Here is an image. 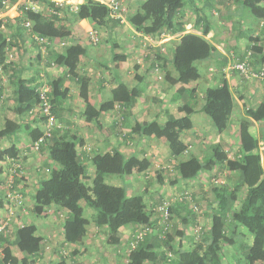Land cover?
I'll return each instance as SVG.
<instances>
[{"label": "trees", "instance_id": "16d2710c", "mask_svg": "<svg viewBox=\"0 0 264 264\" xmlns=\"http://www.w3.org/2000/svg\"><path fill=\"white\" fill-rule=\"evenodd\" d=\"M5 1L0 0V11L4 10ZM42 1L45 2V0ZM198 2L204 3L203 7H199ZM215 2L220 6L221 18L219 20L227 16L225 7L228 2L239 3L238 0H143L137 11L127 17V23L137 33L144 36L157 38L164 32L176 35L185 31V24L181 21L179 13L184 8L191 7L196 15L195 27L201 28L202 35L207 36L214 28L211 13L215 11ZM46 5L48 8L54 7L51 4ZM240 8L246 10L254 19L264 23V0H241L237 5L238 13ZM230 9V13H235L232 6ZM27 14L32 20L33 26L28 31L23 25V18L18 17L15 20L20 27L18 32L20 34H23V31L28 32L33 39L32 44L36 49H39V52L42 46L36 40V36L48 39L50 42L49 45L47 44L48 48L55 40H72L71 28L63 20L67 19V16L73 17L74 20H87L95 27L106 30L108 24L118 26L121 23L120 20L111 18L108 7L98 0H86L77 13L69 14L66 10L64 11L65 16H60L57 13L44 15L27 12ZM69 19L71 18L69 17ZM4 23L3 20H0V50L7 48L10 42L2 30ZM203 36L193 33L185 34L174 46L172 66L176 77L171 76L170 72L166 74V80L171 86H189L201 80L197 64L211 60L214 55L212 44ZM260 41V37L251 36L247 50V53L252 52L253 58L249 60L251 66L258 71L264 70V46H258ZM87 51L84 45L72 40L61 52H49L48 58L49 65L64 67L68 77L76 80L80 85V95L86 104L84 111L86 119L98 121L102 113L111 111L117 103L126 109H131L140 94L138 89L130 88L124 83H120L117 88L113 89L111 100L105 102L100 109H96L89 102L90 78L78 73L81 58L88 54ZM155 52L156 59L152 66L160 68L162 66L161 48ZM246 57L247 54L243 58L235 56L233 61L235 63L244 62ZM124 58V56L116 55L115 60ZM158 62L159 64H156ZM22 74L23 72L18 70V73L16 72L12 76L15 78L11 83L16 106L11 114L6 113L4 126L0 128V163L7 160L10 163L8 165L10 171L13 169L14 160L21 161L20 154L15 145L5 149L2 147V142L17 137L24 131L32 147L43 134L41 124L34 128L24 126L23 116L38 105L40 86L36 79L31 82V80L22 77ZM49 95L55 113L58 99L53 94ZM234 107L235 100L230 85L227 80L223 79L220 84L206 89L200 112L212 121L217 133L223 134L229 129ZM180 112H184V116L177 118L176 113ZM195 112L196 110L190 104L180 108L176 113L166 111L167 120L165 122L160 119H154L144 124L136 122L131 128V134H137L142 138H155L168 144L177 143L178 151H180L182 146L179 140L185 131L193 128L192 115ZM246 115L255 121H264V100L258 107L248 109ZM41 121L42 118L39 116V120H36L35 124ZM190 146L192 147L191 144ZM189 147L184 145L181 150L184 156L182 161L174 164L172 168L163 167L164 172H175V182L187 183L198 178L202 172L214 170L232 172L237 176V182L233 188L226 182L212 188L214 201L210 202L212 214L206 237L192 249L179 248L173 259L171 252L158 251L162 244L170 246L171 239L168 231L164 235L165 237H162L164 226L159 224L158 216L154 217L158 213L157 207L149 206L145 195H129L125 187L109 185L99 179L90 181L88 165L79 155L76 142L68 131L62 132L57 127L51 138L41 147L42 151L49 152L53 167L50 166L49 174L42 179L40 185L48 197L57 201L58 209L68 213L63 222L64 242L66 244L83 242L88 236V228L91 225L97 228H106L110 235L134 227L133 238L128 241L133 251L130 250V264H156L159 261H162L163 264H233V262L264 264V164L261 155L256 152L258 140L250 131V121L246 119L241 124V151L233 159L229 158L228 154L222 151L219 146H211L209 155L202 160L190 154V151L186 154ZM178 154L179 152H174L172 157L178 156ZM91 163L98 173L122 177L134 174L136 169L140 171L144 166L146 168L150 161L140 160L137 156L127 157L126 154L115 150L112 153L95 155L91 159ZM18 177L19 174L11 189L13 191L19 184ZM2 184L7 186L6 182H2ZM8 191L10 190L8 189ZM242 191L245 192V195L239 198ZM6 199H8L6 196L0 195V209L5 206ZM187 203L189 200L183 197L181 202H175L177 209L175 205L169 204V220L172 213L179 214L178 206H180L187 212L185 216L179 215L182 217L183 226L187 227L190 220L188 213L192 210L185 206ZM237 204L239 205L237 206ZM86 208L93 210L88 218L85 217ZM38 211L40 210L38 209ZM159 215L161 216L160 212ZM146 226L152 228L153 232L146 234L143 240H136L135 235L144 230ZM1 227L2 219L0 218ZM238 229L247 230L251 235L250 244L239 239ZM184 230L182 228L179 233L184 235ZM152 234L159 243L151 242L149 238L152 237ZM237 243L239 255L232 263L226 262L222 258L224 247L234 246ZM44 246V239L38 234V228L34 224L18 226L16 229L5 228L0 232V248L5 250L0 263L38 264V261L43 257ZM12 247L17 249L19 257L12 255ZM57 264L75 263H69L62 257Z\"/></svg>", "mask_w": 264, "mask_h": 264}, {"label": "crops", "instance_id": "0c3cea01", "mask_svg": "<svg viewBox=\"0 0 264 264\" xmlns=\"http://www.w3.org/2000/svg\"><path fill=\"white\" fill-rule=\"evenodd\" d=\"M82 2H84V0H82ZM238 2L240 3L241 0H238ZM239 3L234 2L231 4L228 2L225 7L227 12L226 15H229V9L232 6L235 13L239 15V19H235V21L228 17H225L224 19L222 18L221 20L217 19L213 22V24L216 25L207 36L202 35L201 28H196L195 24L192 25L193 23H191L190 19L195 18L196 20V15L193 9L191 7L184 8L181 13H179V17L182 18L181 21L185 24V31L176 35L164 32L156 38V40L158 39V47H162V66L160 65V68H157L154 65L152 66L154 61L151 62L150 66L146 65V63L142 61V57L133 51L132 47H130V38L132 35L128 36V34H125V36L124 34H121L122 32L118 29L117 25L116 27L108 24L107 31L111 33L114 39L113 42L108 41V47H110L108 62L97 57L93 58L94 60L97 59V61L88 59L90 63H88V61L85 62V57L88 58L89 56L87 51L88 54L81 58L78 66V73L90 78L89 102L96 109H100L105 102L111 100L113 89L117 88L120 83H124L130 88L138 89L140 95L131 109H126L124 106L117 103L114 106V109L102 113L98 121H88L84 116L86 104L80 95V85L76 80L68 77L67 70L64 67L49 65V52H61L64 47L70 44V41H53L48 52H44L42 49L40 50L41 53H43L41 56V54L38 53L39 49H36L32 44L33 39L31 35L25 31H23V34L18 32L20 27L15 21H13L19 17L17 11L12 13L14 18L10 21L11 26L13 22L14 28L7 26L4 32L10 42L8 43L7 48L0 50V54L2 53L0 55L1 57L6 53V49H11V53L15 56L14 60L15 63H17V66L16 64L10 66V75L6 71L2 74L7 76L8 80H6L11 89L13 88L11 82L12 80H15L12 76L14 73H18V70L23 72L22 77L26 80H31V82H34L36 79L37 83L40 82L42 83L41 85L46 86L48 81L53 82L54 80L56 81L54 84H57L58 87L62 88L64 86L65 90H59L57 86V90H55L57 93L55 96L58 99L55 112L57 125L62 132L68 131L72 139L76 142L79 155L83 158L85 164L88 165V178H90V181L93 180L92 176L98 178V172L91 163V159L97 154L112 153L115 150H119L126 154L127 157L137 156L140 160H149L150 164H148L146 168L155 170V165L151 159L157 161L158 158H171L174 152L178 153L177 143L168 144L163 141H158L155 138H142L137 134H131V128L136 122L144 124L154 119H160L165 122L167 120L166 111L176 113L177 110L180 108L182 109L189 104L196 110L192 115L193 128L184 132L179 141H184V139H186L185 141L191 143L192 148H197L199 145V136L202 133H210L212 139L210 146H219L222 151H225L228 154L229 158L233 159L241 151V124L243 120L247 119L250 121V131L252 135L258 140V149L256 152L261 155L264 164V121H255L246 115L248 109L258 107L264 100V83L263 85H259L257 82L246 81L239 73L231 70V63L234 60L233 58L237 55L242 57L239 51H242L243 49L247 50L249 45L247 43L250 42L251 36L259 35L261 41L258 43V46H264V23L254 19L246 10H243V8H240V12L238 13L237 5ZM198 4L199 7H203L204 3L198 2ZM69 17L71 18V16H67V18ZM75 24L76 25L71 29V39L81 45L85 44L84 46L86 48L92 45L88 42L87 35L89 29L92 28L93 25L87 20H79ZM127 26L131 29L132 33L140 34L137 33L128 23ZM9 27L11 31H8ZM189 33L203 36L213 46V58L209 61L198 63L203 68H206V74L204 76L201 74V80L192 83L189 86L173 87L169 84L166 86V90H154L155 88H153V84L158 81V74L156 71L163 70L165 75L167 72H170L171 76L176 77V72L172 66L174 46L179 41L180 37ZM158 47H156L155 51ZM116 55L120 57L124 56L125 58L115 60ZM243 55L245 56V54ZM35 57H37L38 63ZM42 59L46 62V72H43V70L35 71L34 68L37 64H42ZM134 59H136L142 66H136L134 64ZM92 62L94 64H92ZM156 64H159V62ZM41 68L43 69L44 67L41 66ZM133 71L137 76L132 80ZM37 72H41V76H39ZM94 73H97L98 75L93 76ZM5 76L2 77L4 78ZM223 79L227 80L230 85L235 100V107L229 129L225 133L219 134L216 130L211 128L208 119L200 112V109L204 103L206 89L220 84ZM2 87L6 88V90H3ZM7 87L0 86V88H2V90H0V113H4V118H0V128L4 126L6 113L9 112L11 114L16 106L14 90H7ZM148 98L156 100L148 102L146 101ZM176 116L177 118H181L184 116V112L176 113ZM36 120H39L38 112L36 110H32L30 113L23 116V121L25 123L24 126H31V128H34L37 125L41 126V122H38L39 124L36 122L35 124ZM7 140L9 146H6V148H11L15 145L17 151H19V145L21 144L27 146L30 145L29 138L24 131L19 133L17 137ZM210 146L207 148L209 149ZM43 153L41 152L42 155H39L40 158L35 154L32 159L29 158L27 160L29 171L35 169L34 165H37V163L38 166L43 162L46 163L47 166L49 165L46 169L47 172L48 169H51L50 166L53 167L52 161L49 158V152L44 151ZM194 155L201 159L200 152L195 153ZM3 162L8 163L7 160ZM57 167L59 168V166ZM142 171L136 169L134 174L127 176L129 177L127 180L129 184L128 187H138L137 183L139 179L134 178L135 183H130V180L135 175H140ZM156 171L157 170H155V172ZM130 190L132 192L138 191H133V189ZM58 212L62 218L60 221L54 218L50 222V226L52 227V224L55 225V223L61 225L63 244L74 249L70 253L73 256V259L79 255L81 258L86 254L88 256H95L93 263L97 264H124V260L126 262L128 261V255L124 250H122L121 253L120 250L116 248L112 250L106 248V246L97 249L96 243L98 239L103 236V231L108 233L106 228H97L92 225L90 230L88 228V236L83 242L79 244H66L63 235V222L68 213L63 210H58ZM0 218L2 219L1 215ZM33 224L39 229L37 222H34ZM129 229L135 228L129 227L125 230ZM125 230L120 231V233ZM150 239L152 243H159L154 236L150 237ZM44 243L46 244L45 241ZM62 257L66 259L65 256ZM60 260L61 259H59L58 262H60ZM73 263L79 264V261H74ZM157 263L158 262H156V264Z\"/></svg>", "mask_w": 264, "mask_h": 264}, {"label": "rangeland", "instance_id": "374dc122", "mask_svg": "<svg viewBox=\"0 0 264 264\" xmlns=\"http://www.w3.org/2000/svg\"><path fill=\"white\" fill-rule=\"evenodd\" d=\"M18 1L19 0H15L14 2L11 0H6L4 2V10L0 11V20H3L5 22L3 25L4 32L7 26L14 28L13 22L11 26L10 21H12V19L14 18L12 13L16 11L14 5L17 4ZM36 1L39 2L42 8V11L40 13L44 15L52 14L50 10H48V7L45 2H43L42 0H33V2H36ZM142 1L143 0H126V3H125L126 19L128 16L132 15L135 11H137ZM214 6H215V9H214L215 11L211 13L213 15V22L221 18V12H219L220 10L219 4L215 2ZM226 17L232 19L233 21H235V19H239V15L236 13H230ZM210 18L212 19V16H210ZM63 20H64V23L71 29L76 25L75 23L79 21L76 19L74 20L73 17H71V19L67 18ZM190 21L191 23H193L192 25L195 24V18H191ZM215 25L216 24H214V26ZM10 27L8 31H11ZM193 28L195 29L194 26ZM118 29L121 30L122 32L121 34H124V35L128 34V36L132 35V37L130 38L131 40L130 47H132L133 51L136 54H139L142 57L141 59H143L142 61H144L146 65L150 66L151 62L156 59L155 49L156 47H158L157 45L158 39L156 40V38H153L150 36H144L141 33L139 35L136 33H132L131 29H129V27L127 26V21H125L124 23H119ZM97 30L100 35V42L94 46H92L93 44L92 45L87 44V45H90L87 47L89 56L88 58L85 57L84 61L85 62L88 61V63H90L88 59L94 60L93 58H96V57L103 59L104 61H107L110 56V47H108L109 46L108 41L113 42L114 39L111 33H109V31H107L105 28H97ZM87 36H88V42L91 43L89 39V35ZM253 36H255V38L259 37V35H253ZM68 41L71 42L72 40H68ZM247 44L250 45V42H248ZM42 50L44 52H48L49 48L44 47ZM247 50L243 49L242 51H239L240 55L244 57L243 54L246 55ZM5 52L6 53L0 57V63H1L0 64V86H4V87L8 86L7 90H12L11 87H9L10 86L9 83H7V80H8L7 76L3 75L2 73L6 71L10 75V72H11L10 66H12L13 64H16L17 66V63H15V60H14L15 56L13 55V53H11L12 52L11 49L10 50L6 49ZM38 53L41 54V56L43 54L41 53V51ZM237 57H240V56L237 55ZM35 59L37 61V57H35ZM94 61H97V59ZM41 62L42 64L40 63L37 64V66L34 69L35 71L43 70V72H46V66H45L46 62H44V59H42ZM234 63L235 61L231 63V67ZM92 64L94 63L92 62ZM134 64L139 67L142 66L141 64L138 63L136 59H134ZM41 66H43L44 68L42 69ZM198 67H199L198 69L200 73L202 74V76H204L206 74V68L205 67L203 68L199 64H198ZM156 72L158 74L157 75L158 81H156V83L154 82L153 84L154 85L153 88H155L154 90H166L167 89L166 86L169 85V83L166 80V75L164 71L158 70ZM37 73L39 74V76H41L40 75L41 72L40 73L37 72ZM96 75L98 74L97 73L93 74V76H96ZM2 76H5V77L3 78ZM135 76L137 75H135L133 71L132 80L135 78ZM243 79L249 82H254V83L257 82L259 85H263L262 81L249 80V79H246L245 77H243ZM54 83H56V81L54 80L53 82L48 81L46 86L50 89V94H53L55 96V94H57L55 90H57L58 85L57 84L55 85ZM41 84L42 83L39 82V85H38L40 86L39 88L43 87V85ZM58 88L59 90H65L64 86L62 88L60 87ZM3 90H6V88H3ZM154 100L150 98L146 99V101L148 102L154 101ZM34 110H36L39 115L40 112H39L38 107H36ZM3 114L4 113L2 112L0 113L1 119L4 118ZM204 116L205 118L208 119L211 128L216 130L212 121L205 114ZM185 140L186 139H184V141L183 140L180 141L181 146H182L181 150L184 148V145L189 147L191 144ZM211 140L212 139H211L210 133L209 134L202 133L199 136L198 147L192 148L190 151L191 152L190 154L194 155L195 153L200 152L201 159L203 160L205 156L209 155V150H211V146H210ZM3 146L5 149H6V146H9L7 139L2 142V147ZM208 146H210L209 149L207 148ZM181 150L179 151L178 156H175V157L158 158L157 161L154 159H151L153 161V164L155 165V170L157 171L155 172V170L145 168L144 166L142 169L143 171L141 170L142 172L140 173V175H135L130 180V183H135L134 178L139 179L138 183L136 182L138 187H134V188L133 187L131 188L130 186L128 187L129 184L127 180L129 177L127 176L121 177L117 175H104L101 173H98V178H96L95 176H92L93 179H99L100 181H103L109 185L125 187L129 195H140V194L145 195L148 205L156 206L157 211L159 207L161 206V204L164 202H167L171 204L172 206L175 205V208L177 209L175 202L176 203L181 202L183 197H186L189 200V203L185 205L188 209L190 210L192 209L191 212L188 213V216H190L189 224L187 225V227L183 226L181 216H185L187 212L185 211V209H182L180 206H178L179 214H177V212L172 213L171 219L167 223L169 227L168 233L170 234L169 236L171 239V242H170L171 245L166 246L162 244L158 249L159 252H168V253L171 252L173 259L175 258V253L176 251L179 250V248L192 249L199 241L203 240L206 237V233L209 228V219L212 214L211 209H210V202L214 201V195L212 192V188L217 185L215 182L216 181L220 183L226 182L232 188L235 187V184L237 182L236 181L237 176L234 175L232 172H229L228 170L221 171V172H217V170H214L212 172H202L199 175V177L193 181H190L187 183L186 182H175V178H176L175 172L174 173L164 172L163 167L172 168L174 164H176L179 161H182L184 159V156H183V153H181L182 152ZM41 152L43 153L44 151L41 150L40 154L35 153L31 149L30 145L29 146L25 144L19 145V154H20L19 159H21L23 168L21 172L19 173V177H18L19 184L15 187V190L17 191L20 190L21 193L23 194V205L22 206L16 205L14 201L12 200L10 201V199L7 197L9 193L7 187L10 183V175L12 172L8 169V165L10 163H4V162L0 163V195L3 194L4 196L8 198L6 199V203L3 209H0V215L2 217V224L4 225L8 224L7 225L8 229H16V227L18 226L33 224L34 222L38 223L39 235L42 236V238L46 242L43 248V255H42L43 257L41 260L38 261V264H56L59 261V259L62 258V256H65L66 259L69 261V263H73L74 261L76 262L79 261V264H97V263H93V261L95 260V256H92V255L88 256L85 254V256L81 258L79 255L73 259L72 258L73 256L70 253L74 249L70 246H66L63 244V239H62V234H61L62 233L61 225L59 223H55V225L52 224L53 225L52 227L50 226L51 225L50 222L54 218L60 221L62 216H60L59 214L60 211L58 212L59 209L57 208V201L54 198L51 199L50 197H48V195H46L41 189V185H40L41 180L49 174L46 171L48 166L44 162L39 164V166L37 163V165L36 164L34 165L35 169H33L32 171H29V168L27 166V163H28L27 160L29 158L32 159L35 154L38 156V158H40L39 155H42ZM207 152L208 154L206 155ZM2 182H6L7 186H4ZM130 189H133V191L135 190H138V191L132 192ZM244 195H245V192L242 191L239 198L240 197L242 198ZM238 205L239 204H237V206ZM38 209L40 211H38ZM91 212H93V210L86 208L85 217L88 218ZM180 214L181 216H179ZM155 216H158L159 218L161 217L159 215V211L157 214L154 215V217ZM192 219H194V221H192ZM91 227L92 225L89 227V230L91 229ZM182 228L185 229L184 235H181L179 233L182 231ZM238 233H239L238 237L241 241H244L250 244L251 235L247 232V230L238 229ZM133 235H134L133 229L125 230L121 233L119 232L113 235H110L107 232L103 231V236L100 239H98L96 243L97 249H101L104 246H106V248H110L112 250L116 248L120 250L121 253H122V250H124V252H126L128 255V261L126 262L124 260V264H130V254L132 250L130 247L131 244H129L128 241L131 240V238H133ZM153 235L154 234H152V237ZM238 248H239L238 243L234 246H229V245L225 246L223 253H222L223 254L222 258L226 262L229 261V263H232L235 260V257L239 255L237 251ZM3 251L5 250H2V248H0V260L5 254L3 253ZM11 252L13 256L19 257V253L15 247H12ZM234 263L237 264L236 262H233V264ZM157 264H163V262L159 261Z\"/></svg>", "mask_w": 264, "mask_h": 264}, {"label": "built area", "instance_id": "2783aa9c", "mask_svg": "<svg viewBox=\"0 0 264 264\" xmlns=\"http://www.w3.org/2000/svg\"><path fill=\"white\" fill-rule=\"evenodd\" d=\"M86 0H84L85 2ZM102 4L106 5L110 11V16L113 19L120 20L121 23H124L126 21V7L125 3L126 0H98ZM47 2V3H46ZM82 0H45L46 4H51L54 7L51 8L49 7L48 10L53 14H59L60 16L64 15V11L68 10L69 14L70 13H77L79 11V8L81 5L84 4ZM16 11L19 14V17L23 18V25L25 28L30 31L32 28V20L29 18L27 12H32L35 14H39L42 11V8L39 4V2H33V0H19L17 4L14 5ZM63 13V14H62ZM3 30V27H2ZM89 39L91 44L97 45L100 42V35L95 28V26H92V28L89 29L88 31ZM36 40L39 42V44L42 46V49L44 47H47V44L49 45L50 42L48 39L44 37H38L36 36ZM250 58H253L252 52L247 53L246 60L244 62H236L232 65L231 70H234L235 72L240 73L243 77L249 80H254V81H262L264 83V70L258 71V69H254L251 64H250ZM39 100H38V109H39V114L42 118L41 125L43 128V134L41 137L32 145L31 149L35 153H40L42 145L47 142L52 134L53 131L58 127L57 125V118L54 113V106L50 97V91L49 88L46 86H43L42 88L39 89ZM192 147L190 146L188 150H186V154L191 151ZM14 160V159H12ZM18 160V159H17ZM12 162V161H11ZM13 164V169L11 170V175H10V183L8 185V195L7 197L10 199V201H14L16 205L22 206L23 205V194L21 191H13L11 190L14 187V182L16 176L21 172L22 170V162H18L14 160ZM18 169H20L18 171ZM216 184H221L224 182H215ZM169 203L164 202L158 209V211L161 214V217L159 219V224L161 226H164V231H163V236L166 235L168 231V221L170 218L169 214V209H168ZM7 225L2 224V227L0 228V232L7 228ZM152 228L150 227H145L144 230L140 231L135 235L136 240H143L144 236L148 233H152Z\"/></svg>", "mask_w": 264, "mask_h": 264}]
</instances>
